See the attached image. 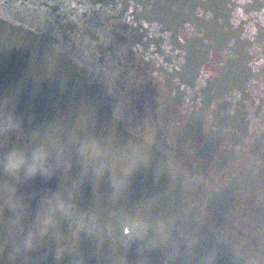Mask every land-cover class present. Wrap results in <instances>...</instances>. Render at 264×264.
<instances>
[{"label": "water", "instance_id": "1", "mask_svg": "<svg viewBox=\"0 0 264 264\" xmlns=\"http://www.w3.org/2000/svg\"><path fill=\"white\" fill-rule=\"evenodd\" d=\"M0 264H264V0H0Z\"/></svg>", "mask_w": 264, "mask_h": 264}, {"label": "clouds", "instance_id": "2", "mask_svg": "<svg viewBox=\"0 0 264 264\" xmlns=\"http://www.w3.org/2000/svg\"><path fill=\"white\" fill-rule=\"evenodd\" d=\"M43 163V157L35 156L31 161L27 160L21 156H12L8 160V167L10 169H19L21 167H26L29 172H34L37 167Z\"/></svg>", "mask_w": 264, "mask_h": 264}]
</instances>
